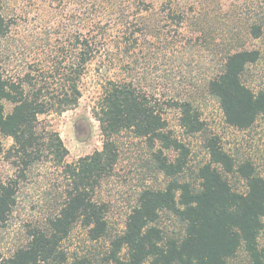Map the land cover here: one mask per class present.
I'll list each match as a JSON object with an SVG mask.
<instances>
[{
  "label": "trees",
  "instance_id": "obj_1",
  "mask_svg": "<svg viewBox=\"0 0 264 264\" xmlns=\"http://www.w3.org/2000/svg\"><path fill=\"white\" fill-rule=\"evenodd\" d=\"M209 1L216 14L223 1L231 0ZM199 3L117 0L118 11L108 15L115 19L82 22L75 17L70 25L50 27L36 69L32 63L15 70L11 53L0 51V156L14 170L12 177H0V225L10 220L21 184L29 175L46 166L57 174V185L49 193L52 214L46 226L30 231L26 245L5 264H232L241 251L247 264H264L260 243L264 176L251 162L238 163L217 136L208 135L196 105L201 95L216 99L226 124L240 131L264 120V90L254 91L244 81L261 53L235 35L215 43L199 14ZM2 8L0 1V43H7L14 22ZM186 24L194 27V34L206 37L207 50L214 53L219 48L218 67L166 103L141 87L135 55L149 51L156 42L179 38L182 43L187 39ZM263 32L264 19L252 18L248 35L260 39ZM93 66L103 80L101 98L93 109L103 148L68 162L70 152L60 133L41 118L77 109L84 79ZM172 108L178 110L179 126L187 135H206L209 161L199 167L195 178H188L186 171L190 149L165 117ZM125 137L145 143L151 150L147 168L163 176L165 183L140 189L124 230L112 234L111 209L99 190L116 171ZM4 139L12 141L8 149ZM232 179L243 180L246 191L241 192ZM77 227L85 230L89 242H107L106 251L95 256L69 253L65 243Z\"/></svg>",
  "mask_w": 264,
  "mask_h": 264
},
{
  "label": "rangeland",
  "instance_id": "obj_2",
  "mask_svg": "<svg viewBox=\"0 0 264 264\" xmlns=\"http://www.w3.org/2000/svg\"><path fill=\"white\" fill-rule=\"evenodd\" d=\"M0 1L3 5L1 11L14 22L10 40L7 43H0V51L11 53V66L18 71L26 69L32 63H36L33 67L37 68V59L43 46L46 47L45 39L50 27L70 25V20L75 17L82 19V22H89L96 17H103L104 20L115 19L116 16L108 15L112 11H118L117 0ZM222 5L214 14L211 12L213 9L211 1L200 0L199 14L204 18V25L211 28L212 38L217 44L223 41L224 36L235 35L234 37L244 41L247 48L260 51L261 59L248 68L244 81L254 91L264 90V32L260 39H254L247 33L252 18L264 19V0H231L223 1ZM205 14L212 17L207 19L203 16ZM183 31L187 39L182 43L179 38L156 42L149 51L143 49L135 55V75L141 87L155 93L166 103L171 98L184 94L190 83L203 80L218 67L216 61L219 48L215 49L214 53L207 50L206 37L200 33L194 34V27L191 25L186 24ZM55 43L56 41L52 42L53 45H56ZM127 60L129 61V58ZM94 67L84 79L83 97L77 109L62 116L50 115L41 118L60 133L70 152L68 162H75L103 148L100 125L93 116V109L102 95L103 80ZM196 105L207 124L208 135L217 136L224 151L238 163L251 162L257 172L264 176V120L260 119L249 130L240 131L226 124L216 99L201 95L197 98ZM7 108L9 110L10 105H7ZM165 117L177 137L190 149L186 171L188 178H195L199 167L209 161L206 135H187L179 126V112L174 108L167 109ZM3 143L6 149L12 145L10 139H4ZM121 143V158L116 171L99 190V196L108 202L111 209L112 234L124 230L126 218L135 204L140 189L147 186L161 187L165 183L163 176L156 175L147 168L151 150L144 142L125 137L121 139ZM13 175L14 170L10 163L1 155L0 177L7 178ZM56 180V172L46 166L35 170L21 184L17 206L10 220L6 225H0V264H5L16 250L26 245L30 231L46 226L52 214L49 193L52 187L57 185ZM232 182L241 192L246 191L243 180L232 179ZM260 243L264 245V234ZM107 246L108 243L105 241L89 242L82 227H77L65 243L69 253H91L94 256L101 255ZM247 263L246 254L241 251L232 264Z\"/></svg>",
  "mask_w": 264,
  "mask_h": 264
}]
</instances>
